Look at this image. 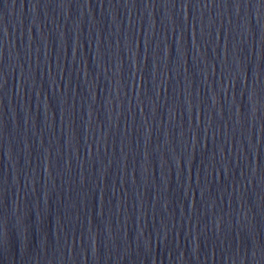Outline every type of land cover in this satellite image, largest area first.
I'll return each instance as SVG.
<instances>
[{
	"label": "water",
	"instance_id": "95a60500",
	"mask_svg": "<svg viewBox=\"0 0 264 264\" xmlns=\"http://www.w3.org/2000/svg\"><path fill=\"white\" fill-rule=\"evenodd\" d=\"M0 264H264L261 0H0Z\"/></svg>",
	"mask_w": 264,
	"mask_h": 264
},
{
	"label": "snow or ice",
	"instance_id": "6c2138e0",
	"mask_svg": "<svg viewBox=\"0 0 264 264\" xmlns=\"http://www.w3.org/2000/svg\"><path fill=\"white\" fill-rule=\"evenodd\" d=\"M171 2H175V0H171ZM186 2H188V0H186ZM261 2H262V4H264V0H261ZM205 6H207V5H205ZM237 6L239 7L240 5L239 4H237Z\"/></svg>",
	"mask_w": 264,
	"mask_h": 264
}]
</instances>
